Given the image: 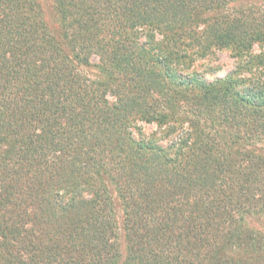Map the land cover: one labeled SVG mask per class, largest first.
Listing matches in <instances>:
<instances>
[{"label":"trees","instance_id":"16d2710c","mask_svg":"<svg viewBox=\"0 0 264 264\" xmlns=\"http://www.w3.org/2000/svg\"><path fill=\"white\" fill-rule=\"evenodd\" d=\"M52 4L0 0V264H264V0Z\"/></svg>","mask_w":264,"mask_h":264},{"label":"rangeland","instance_id":"374dc122","mask_svg":"<svg viewBox=\"0 0 264 264\" xmlns=\"http://www.w3.org/2000/svg\"><path fill=\"white\" fill-rule=\"evenodd\" d=\"M42 10V15L49 28L56 30L55 14L53 10L52 0H36ZM264 47L254 46L253 52H259ZM97 57H91V64L96 63ZM236 69V60L233 58L228 50H215L211 56L203 60H197L192 66V70L196 71L205 79L211 80L217 77H224L227 73ZM82 71L91 76L95 77L96 72L93 66L82 68ZM135 135L142 133L147 137L151 134L157 133L155 124L145 123L143 121L137 122L135 125ZM252 223L261 231H264V218L255 219Z\"/></svg>","mask_w":264,"mask_h":264}]
</instances>
